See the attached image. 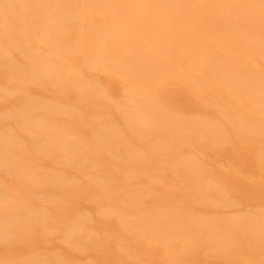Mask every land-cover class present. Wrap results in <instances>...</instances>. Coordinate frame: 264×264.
Masks as SVG:
<instances>
[{"label": "bare ground", "instance_id": "6f19581e", "mask_svg": "<svg viewBox=\"0 0 264 264\" xmlns=\"http://www.w3.org/2000/svg\"><path fill=\"white\" fill-rule=\"evenodd\" d=\"M0 264H264V0H0Z\"/></svg>", "mask_w": 264, "mask_h": 264}]
</instances>
